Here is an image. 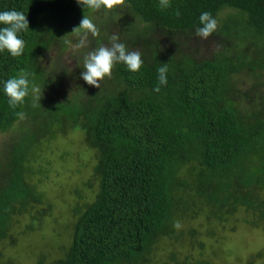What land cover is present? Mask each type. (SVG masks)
<instances>
[{
  "label": "trees",
  "instance_id": "1",
  "mask_svg": "<svg viewBox=\"0 0 264 264\" xmlns=\"http://www.w3.org/2000/svg\"><path fill=\"white\" fill-rule=\"evenodd\" d=\"M170 2L165 9L159 0H125L138 22L131 27L143 35L195 31L207 11L218 22L213 34L235 39L236 45L204 61L183 54L164 60L154 48L139 72L117 64L116 82L125 93L85 88L53 105L41 100L40 105L30 93L12 108L5 81L26 72L36 87L45 83L39 53L93 10L77 0H0V11H21L29 21V29L19 34L24 53L0 52V133L13 128L19 112L44 118L39 131L29 128L5 155L0 264H5V244L14 246L18 218L28 217L31 231L45 208L51 210L31 179L40 139L70 128L83 133L93 154V176L85 186L96 187L94 200L73 208L77 219L60 256H40L39 264H155L157 247L164 243L174 246L187 237L204 248L198 230L186 233L175 222L203 217L208 238L215 239L216 228L235 221L241 211L264 231V107L239 105L233 97L235 76L264 74V0ZM165 63L167 85H159L158 68ZM190 258L179 261L174 250L170 253L174 264H208Z\"/></svg>",
  "mask_w": 264,
  "mask_h": 264
},
{
  "label": "rangeland",
  "instance_id": "2",
  "mask_svg": "<svg viewBox=\"0 0 264 264\" xmlns=\"http://www.w3.org/2000/svg\"><path fill=\"white\" fill-rule=\"evenodd\" d=\"M225 13L224 11L223 14ZM88 17L99 29V35H89L85 47H76L80 37L72 33L79 26L80 20L59 41L39 53L36 62L43 70L45 83L37 85L40 91L35 95L40 96L42 102L53 105L66 98L73 99L81 95L85 88L97 90L98 88L88 85L81 78L83 60L89 51L102 45L110 46V37L113 34L118 35L120 42L130 51H140L142 59L150 58L156 48L155 51L164 60L177 54H183L195 61L212 60L236 45L235 39L218 34H212L207 40H203L196 37L193 30L176 34L156 31L143 35L141 29L135 32V27L131 26L138 22L133 9L127 3L112 10L101 8L90 13ZM250 46L252 42L244 43V48ZM116 66L117 64L112 70L111 78L105 77L101 82L98 90L103 95L113 91L118 94L126 92L116 82ZM234 86L233 97L239 105L264 107V74L261 77L238 74L234 78ZM42 121L44 118L41 116L25 114V118L16 122L12 129L0 133V178L5 171V155L12 144L17 143L29 128L39 131ZM57 132L56 130L53 135L50 132L44 133L32 162L36 173L31 179L39 185V191L46 197V204H50L51 210L46 209V206L37 208L46 207V213L33 224L31 231L26 227L29 223L28 217L18 218L20 224L12 237L14 246H4V257L1 261L5 264H39L40 256H45L46 259L59 257L60 248L69 241L72 225L77 219L73 208L94 200L96 187L90 189L85 186L93 176L94 158L85 145L83 133L73 128L67 130L66 134ZM251 223L252 216L241 211L235 221L226 222L225 227L216 228L215 239H211L208 238V228L203 217L193 222L182 221L180 228L186 233L191 228L198 230V240L203 242L204 248L199 244H191V240L185 237L180 244L169 246L164 243L160 248L157 247L154 262L174 264L170 261V253L174 250L179 261L191 256L190 262L198 260L208 264H264V231ZM258 254H261V258Z\"/></svg>",
  "mask_w": 264,
  "mask_h": 264
},
{
  "label": "clouds",
  "instance_id": "3",
  "mask_svg": "<svg viewBox=\"0 0 264 264\" xmlns=\"http://www.w3.org/2000/svg\"><path fill=\"white\" fill-rule=\"evenodd\" d=\"M77 3L93 11H98L101 8L112 10L122 6L125 0H77ZM159 4L161 8L171 7L170 0H159ZM175 14L179 16L180 12L177 10ZM199 21L200 26L195 29L194 34L196 37L207 40L217 30L218 22L207 11L201 13ZM0 25H3L0 27V52L6 50L12 57L21 56L25 50V42L19 34L29 29L27 16L17 10L0 11ZM72 33L78 34L80 37L76 47L83 48L87 45L89 35L92 37L99 35V29L88 16L84 15L79 26L75 27ZM110 41V46L102 45L89 51L83 60L84 70L81 73V78L88 85L98 89L101 88V82L105 77L111 78L112 70L116 64L123 63L131 72H139L143 65L140 51H130L123 42H120L119 36L116 34L110 37ZM167 73V63L161 64L158 68L159 85H167ZM39 91L34 84H31L26 72H21L18 76L11 77L4 83V92L8 97L9 106L12 108L22 105L30 93L40 104L41 97L35 95ZM154 91L158 93L160 87L157 86ZM17 115L20 119L25 118V114L22 112L17 113ZM174 227L179 229L181 225L177 221Z\"/></svg>",
  "mask_w": 264,
  "mask_h": 264
}]
</instances>
